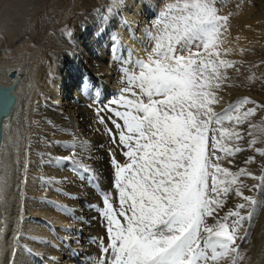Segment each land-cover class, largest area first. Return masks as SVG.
<instances>
[{
    "label": "bare ground",
    "instance_id": "1",
    "mask_svg": "<svg viewBox=\"0 0 264 264\" xmlns=\"http://www.w3.org/2000/svg\"><path fill=\"white\" fill-rule=\"evenodd\" d=\"M12 2L7 6L0 1V39H5L0 45V84L15 81L17 93L4 120L0 146V264H99L110 255V251L102 252L109 243L101 215L103 196L110 193L114 206H119L109 157L112 151L121 162L124 157L107 132L108 128L115 131L107 119L111 113L97 110L119 98L127 86L122 81L127 68L124 61L146 58L145 50L150 52L153 47L149 35L156 33L153 16L173 0H161L160 6L157 0H126V6L113 8L103 17L91 10L80 20L70 21L74 28L71 35L63 34L57 26L52 29L55 36L46 41L54 47L43 49V60L35 71L22 58L8 59L4 54L21 38L19 26H13ZM107 4L112 7V0ZM89 6L90 0H84L83 7L89 10ZM214 6L218 16L237 21L231 24L237 34L228 41V49H216L219 58L230 61L232 67L220 68V86L210 89L219 101L211 105L213 111L219 113L244 98L264 101L261 89L239 86L245 82L246 69L253 66L250 51L258 46L259 15L250 13L245 0H214ZM116 53L122 55L121 60L116 59ZM249 121L241 125L226 121L225 127L235 128L244 138L229 143L242 151L224 156L221 167L227 165L232 172L244 169L251 176L240 177L233 191L221 197L223 207L214 213L216 218L235 211L237 204H247L243 196L258 195L254 185L264 176V155L253 150L250 142L256 134L250 132ZM84 141L92 159L82 162L94 170L91 181L82 170L74 171L70 162L63 161L79 150L64 145ZM236 187L243 196L235 195ZM249 210L240 209L241 215L246 216ZM42 219L51 221L53 227L43 225ZM207 223L214 224L215 219L209 217ZM237 235L244 237L236 240L243 256L238 264H264V206L243 222ZM219 264H231V258Z\"/></svg>",
    "mask_w": 264,
    "mask_h": 264
},
{
    "label": "snow or ice",
    "instance_id": "2",
    "mask_svg": "<svg viewBox=\"0 0 264 264\" xmlns=\"http://www.w3.org/2000/svg\"><path fill=\"white\" fill-rule=\"evenodd\" d=\"M124 6L126 0L125 4L112 0L108 11ZM226 20L217 15L214 0L167 3L154 22L156 33L149 35L151 51L145 50L146 58L124 61L122 81L127 86L118 99L97 110L111 113L107 119L115 131L107 132L124 157L121 162L114 151L109 157L119 206H114L110 193L103 196L101 215L109 243L102 252L110 255L99 264H219L225 258L238 264L243 259L236 240L244 237H238V229L264 206V176L254 185L257 196H243L236 187L235 195L243 196L247 204L214 216L223 207L221 197L233 191L240 177L251 176L244 169L232 172L221 167L224 156L242 151L228 142L244 138L223 125L226 121L241 125L255 114L252 108L241 111L251 103L247 98L221 113L211 107L219 102L210 90L220 86L219 69L232 67L216 50L221 21ZM115 56L122 59L121 54ZM14 101L10 89L0 88V118ZM87 146V141L64 145L79 150L63 161L91 181L94 170L82 162L92 159ZM246 207L248 214L241 215L240 209ZM209 217L214 224L207 223Z\"/></svg>",
    "mask_w": 264,
    "mask_h": 264
},
{
    "label": "rangeland",
    "instance_id": "3",
    "mask_svg": "<svg viewBox=\"0 0 264 264\" xmlns=\"http://www.w3.org/2000/svg\"><path fill=\"white\" fill-rule=\"evenodd\" d=\"M0 1L3 3H9L13 0ZM245 1L246 4L250 6V13L254 15L256 13L259 15V17L258 15L256 16L258 17L260 26L258 28L257 35L258 46L253 47L250 51L253 66L249 69H246L247 76L245 78V82L239 83V86H242L243 88H249L253 86L255 88L261 89L262 93H264V0H261L258 5L256 4V0ZM83 2L84 0H14L9 5V7L15 16V21L14 18H12L14 21L13 26H19V36L21 38L18 40L16 47H11L9 50H6L7 53H4L6 57H8V59L22 58L24 62L26 61L30 64L29 68L32 71H35L37 65L41 62V60H43V49L46 48L51 50L54 47L52 46V42H46L48 38H53V36H55V33L53 32L54 28L58 26L59 31L61 30L63 34L71 35L74 28L70 24V21L73 18L80 20V16H85L91 10H94V12L97 11V13H100L99 15H102L103 17L109 12L108 9L111 7L110 4H107L110 2V0H90V6L88 10L87 7H83ZM160 2L161 0H157V5L160 6ZM8 3L6 4L7 6ZM14 4L16 5L15 8ZM6 5L4 7H6ZM157 13L159 14V12ZM158 14L154 15L153 17L156 19ZM220 16L227 17V20L221 21L222 27L220 30V38L218 41L217 50L228 49V41H232L233 36L235 37L237 34V32L234 31V28H231V24L237 23V21H233V19L224 14ZM238 30L239 29H237V31ZM1 35L3 34L1 33ZM3 40L0 39V45ZM193 50L195 51V49ZM246 68H248V66ZM249 101H251V103L243 105L241 111H247L249 108L255 110V114L248 118L250 120L248 127L250 132L256 134V136L254 135L253 138V140H255V143L252 144L253 150L257 155H261L260 153L264 152V144H261L262 137L264 136L261 137L258 134L264 135V101L256 102L250 99ZM225 124L226 122L223 125L224 127ZM209 135L211 137V133ZM216 135L218 136V133ZM210 142L211 141H209V143ZM228 143H231V141ZM218 153L220 152L216 153L217 156ZM212 159L215 161V157H212ZM222 161V159L219 161L220 165H222ZM223 166L229 168L227 165ZM51 203L54 204V202Z\"/></svg>",
    "mask_w": 264,
    "mask_h": 264
},
{
    "label": "water",
    "instance_id": "4",
    "mask_svg": "<svg viewBox=\"0 0 264 264\" xmlns=\"http://www.w3.org/2000/svg\"><path fill=\"white\" fill-rule=\"evenodd\" d=\"M14 73H11L10 76H13ZM15 87H16V84H15V81L11 84H0V88H3V89H10L11 90V95L13 97H15V101H16V97H17V93L15 92ZM14 101V103H15ZM14 103L12 105V107L14 106ZM8 109L6 115H4L2 118H0V146H1V143H2V137H3V124H4V120L5 118H7L9 115H10V112H11V109Z\"/></svg>",
    "mask_w": 264,
    "mask_h": 264
}]
</instances>
